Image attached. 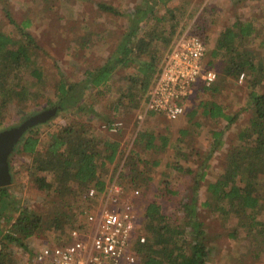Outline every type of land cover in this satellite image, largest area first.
<instances>
[{"label":"trees","instance_id":"16d2710c","mask_svg":"<svg viewBox=\"0 0 264 264\" xmlns=\"http://www.w3.org/2000/svg\"><path fill=\"white\" fill-rule=\"evenodd\" d=\"M153 1L157 5L170 0ZM152 5H147L149 8H138L130 14L126 33L123 38L118 39L114 51L106 61L97 67L86 69L85 78L81 81L73 80L60 70V77L54 86L48 84L47 69L42 63L44 51L41 45L30 30L18 23L9 10L6 11L10 21L18 28V36L0 28V126L5 116L1 105L8 107L12 101L27 103L31 100L37 104L40 94L42 111L58 108L55 116L28 128L24 133L9 157L12 176V154L22 150L30 156V175L41 188L64 181L70 186L78 185L79 190H86L91 183H95L99 191L104 190L105 183L99 175V169L115 161L117 156H122L119 153V141L103 140L105 146H98L96 139L89 136L86 124L70 121L63 125L56 124L59 126L48 132L44 138L45 153L41 154L38 149L40 138L37 129L41 125L50 124L62 111L82 106L88 88H96L100 93L113 91L115 72L119 69L123 72L120 76L125 81V88L114 101L115 108L134 111L145 103L142 109L145 114L155 113H146L149 92L163 68L165 57L179 35L192 27L190 21L194 20L195 13L192 10L180 11L179 7H168L165 14L154 18V27L147 29ZM99 6L119 13L112 4L101 2ZM207 7L203 8L202 15L209 12ZM194 21L195 33L208 42L202 22L197 19ZM260 32L255 19H238L226 26L212 44L211 57L226 58L228 61L221 73V77L227 81L226 84L245 71L250 73L257 85L264 82V65L257 63L256 52L248 42ZM74 41H77L74 42L76 47L85 45L80 38H74ZM261 45H264V40H261ZM209 66L211 62L208 63L207 67ZM213 89L218 91L219 87L215 86ZM249 103H252L254 115L247 126L236 132V141L226 150L221 170L207 184L204 200L201 199V187L206 178L205 172L198 173L192 185L183 193L171 187V181L165 174L163 186L166 191L179 196L177 209L168 213L158 200L146 205L143 219L146 240L137 245L140 258L137 264H208L210 249L206 241L207 232L199 217L201 205L219 213L227 223L235 222L230 236L237 240V244L240 242L242 247L236 257H264V91H251ZM203 109L205 114L213 118L227 120L228 126L240 114L227 113L226 106L217 100L203 104ZM223 132H216V137ZM187 133V130L182 131V135ZM181 138L180 135L173 138L170 134L156 132L154 128H144L138 132L135 140L144 149L159 150L170 147L174 139L178 142L176 155L185 158L187 154L180 145ZM218 142L214 147L219 145ZM139 157L136 151H132L126 158L130 172L124 175L128 179L127 189V186H143L147 183L144 179H151L144 178V171L137 163ZM9 186L0 187V264L13 263L11 243L25 245L23 239L51 227L28 203L18 205L12 199Z\"/></svg>","mask_w":264,"mask_h":264},{"label":"rangeland","instance_id":"374dc122","mask_svg":"<svg viewBox=\"0 0 264 264\" xmlns=\"http://www.w3.org/2000/svg\"><path fill=\"white\" fill-rule=\"evenodd\" d=\"M180 1L159 2L156 5L153 0H0V28L13 36H18L17 26L6 14L9 10L18 23L32 32L44 51L42 63L47 69L50 86H54L55 81L59 79L60 70L73 80L81 81L85 78L86 69L97 67L106 61L114 51L118 39L123 38L126 33L130 14L138 8H149L147 5L153 4L150 6L152 10H149L147 29L154 27V18L165 14L168 7L188 6L189 11L192 10L195 13L194 20L202 22L209 42L205 62L207 65L211 62L209 68L217 72V79L211 86L200 84L192 98V103L190 102L187 107L188 110L190 106L195 105L193 110H188L189 113L196 110L195 114L190 113L189 117L187 115L186 118L190 121L185 120L186 122L182 123V131L187 130L188 133L181 135L180 145L187 157L180 158L176 155L178 142L174 139L170 147L159 150L144 149L136 143L138 132L144 128H154L156 132L170 134L173 138H177L179 134L176 132L177 129L170 128L176 120H169L162 114L146 115L145 110H142L145 103H142L140 108H135L137 110L134 111L115 108L114 101L125 88V81L120 76L123 73L121 69L115 72L113 91L100 93L96 88H88L82 106L62 111L51 120L50 124L41 125L37 129L40 138L38 149L41 154L45 153L44 138L48 132L59 126L56 124L63 125L70 121L86 124L89 136L96 139L98 146L104 145L103 140L119 141L121 145L119 153L122 156H117L115 161L99 169V175L105 185L117 176H120V179L127 185L128 179L124 175L130 172L127 169L126 158L132 151H136L140 155L137 163L144 171V178L151 177V179L149 181L144 179L147 183L143 186L127 187L129 191L140 190L138 205L142 233L145 236L143 219L144 209L148 203L158 200L168 213L177 209L179 196L166 191L163 186L165 174L171 181V187L183 193L192 185L198 173L205 172L206 178L201 187V199L204 200L207 184L213 181L221 170L226 150L236 141V132L247 126L254 115L252 103H249L251 91H264V82L257 85L250 73L246 71L238 78L230 79L226 84L227 81L221 77V73L228 62L227 59L211 57L212 44L226 26L238 19L241 21L255 19L261 32L255 35V38L251 37L248 42L256 52L257 63L264 65V45H261V40H264V0H196V3L195 0H189L190 3L186 5H181ZM101 2L114 5L119 13L100 8L99 3ZM193 3L195 6L191 9ZM205 6L209 7V12L202 15ZM194 20L190 21L192 27H188L191 32L196 31ZM74 38H80L85 45L76 47L74 42L77 41H74ZM89 45L92 47L89 48ZM215 86L219 87L218 91L213 89ZM216 100L226 106L227 113L231 115L240 113L237 120L230 126L224 118H213L203 112L201 102L210 104ZM36 102L38 105L31 100L27 103L12 101L8 107L1 105L5 116L0 130L19 125L31 115L42 111L40 94ZM182 117L185 118V115ZM115 121L123 123L117 132L105 130L102 126L103 123ZM166 128L170 129L166 130ZM218 131L224 132L216 137ZM216 142L219 145L214 147ZM12 158L14 178L9 186L12 199L17 201L18 205L28 203L45 219L48 225H51L50 229H42L35 235L23 239L25 245L15 242L10 244L13 263H17L25 250L37 248L39 245L52 241L59 242L58 238L61 236L67 237L70 229L81 218L80 196L86 190H79L78 185L70 186L64 181L41 188L37 180L30 175V156L22 150H17L12 154ZM92 184L94 183L90 185ZM199 210V217L207 232L206 241L210 249L208 264H264V257L250 256L249 258L243 255L236 257L242 247L240 242L237 244V240L230 236L235 222L227 223L219 213L208 207L201 205ZM180 213L182 214V211ZM187 231L190 236L191 232L189 229Z\"/></svg>","mask_w":264,"mask_h":264},{"label":"built area","instance_id":"2783aa9c","mask_svg":"<svg viewBox=\"0 0 264 264\" xmlns=\"http://www.w3.org/2000/svg\"><path fill=\"white\" fill-rule=\"evenodd\" d=\"M208 50L201 35L188 29L181 32L149 92L146 113L152 111L173 121L186 114L199 85L211 86L217 79V72L205 62ZM122 125L115 121L102 126L117 132ZM139 195L140 190L129 191L120 176L103 191L95 183L90 185L80 196L81 218L67 237L25 250L16 264H137V245L146 240Z\"/></svg>","mask_w":264,"mask_h":264},{"label":"water","instance_id":"95a60500","mask_svg":"<svg viewBox=\"0 0 264 264\" xmlns=\"http://www.w3.org/2000/svg\"><path fill=\"white\" fill-rule=\"evenodd\" d=\"M52 107L31 115L22 123L0 130V187L11 185L13 176L10 170L9 157L28 128L46 122L57 113Z\"/></svg>","mask_w":264,"mask_h":264},{"label":"crops","instance_id":"0c3cea01","mask_svg":"<svg viewBox=\"0 0 264 264\" xmlns=\"http://www.w3.org/2000/svg\"><path fill=\"white\" fill-rule=\"evenodd\" d=\"M170 1H172V0H170ZM170 1H169V2H170ZM180 2H181V5H182V4H183V5H184V4L186 5V4L190 3L189 0H181ZM195 3H196V0H195ZM195 3H193L191 9L194 8ZM197 6H198V5H197ZM179 7H180V6H179ZM180 10H181V11L188 12V11L190 10V7H188V6H186V7H185V6H184V7H180ZM184 18H185V17H184ZM182 20H183V19H182ZM203 104H205V103H202V102H201V106H203ZM194 106H195V105L190 106V107L188 108V110H189V111H190V109L193 110ZM188 110H187V113L185 114V118H184V117H180L178 120L175 121V123H173L172 125H170V126H171L170 128H173L174 130L177 129L176 132H177L180 136L182 135V123L186 122L185 120H187L186 117H187L188 114L194 112V111H192V112L189 113ZM156 114H157V113H154V114H152V115L150 114L149 116H156ZM164 116H165V115H164ZM188 117H189V115H188ZM188 120H189V119H188ZM188 120H187V121H188ZM189 121H190V120H189ZM156 122H157V121H156ZM170 128H166V130H169Z\"/></svg>","mask_w":264,"mask_h":264}]
</instances>
